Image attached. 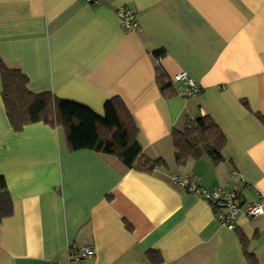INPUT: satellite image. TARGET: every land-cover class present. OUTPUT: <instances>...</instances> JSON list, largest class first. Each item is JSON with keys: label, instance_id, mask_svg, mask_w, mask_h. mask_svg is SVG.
Wrapping results in <instances>:
<instances>
[{"label": "crops", "instance_id": "crops-1", "mask_svg": "<svg viewBox=\"0 0 264 264\" xmlns=\"http://www.w3.org/2000/svg\"><path fill=\"white\" fill-rule=\"evenodd\" d=\"M120 5L134 11L138 30L120 27ZM0 60L20 69L31 92L99 116L119 97L141 156L165 162L139 170L110 147L72 151L64 128L42 121L15 131L0 94V175L12 202L0 220V264H66L72 245L95 249L77 264H264V204L231 229L171 180L195 175L207 190L227 189L236 171L247 181L241 200H264V127L255 116L264 115V0H0ZM157 67L167 89L184 71L200 92L161 91ZM188 115L221 127V160L175 161L170 133Z\"/></svg>", "mask_w": 264, "mask_h": 264}, {"label": "trees", "instance_id": "trees-1", "mask_svg": "<svg viewBox=\"0 0 264 264\" xmlns=\"http://www.w3.org/2000/svg\"><path fill=\"white\" fill-rule=\"evenodd\" d=\"M156 56L159 52L154 53ZM156 81L161 91L171 88L163 71L156 68ZM0 94L11 128L20 131L30 123L42 121L50 126L64 128L68 148L72 151L91 149L103 152L110 147L126 166L139 170H151L164 165V159H145L139 145L128 137L127 126L120 118L125 108L119 97H112L104 103V115L99 116L85 105L60 99L50 92L33 93L27 88L28 78L18 68L9 67L0 60ZM174 91V89H167ZM264 127V115L255 113ZM171 140L176 150L175 161L183 163L188 158L206 156L216 162L223 158L222 149L227 137L215 119L204 115L187 125L183 130L172 129ZM12 213V202L6 191L5 180L0 175V220ZM235 228V227H234ZM235 230H238L235 228ZM237 234L245 246L246 239ZM246 251V249L244 248ZM250 260L253 256L247 253Z\"/></svg>", "mask_w": 264, "mask_h": 264}, {"label": "built area", "instance_id": "built-area-1", "mask_svg": "<svg viewBox=\"0 0 264 264\" xmlns=\"http://www.w3.org/2000/svg\"><path fill=\"white\" fill-rule=\"evenodd\" d=\"M88 3L97 4L98 0H87ZM118 18L120 27L131 32L139 29V23L132 9L126 5L117 6L114 10ZM171 82L176 85L179 96L189 97L198 94L201 87L190 78L186 72L179 71L171 77ZM194 120L188 115L187 124L190 125ZM232 176L237 179L229 184V188H215L207 190L199 184V178L195 175L189 177H171L172 182L182 186L186 191L194 193L210 203L215 209L218 221L228 227L234 228L235 220L238 215L244 214L247 217L261 215L263 213L264 200L259 199L254 202L242 201L240 188L247 185V181L236 171H232ZM70 258L66 264H77L82 259L94 256L95 249L88 245H72ZM46 264H61L55 261H47Z\"/></svg>", "mask_w": 264, "mask_h": 264}]
</instances>
